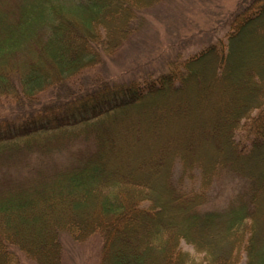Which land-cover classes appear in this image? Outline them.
<instances>
[{
  "label": "trees",
  "instance_id": "trees-1",
  "mask_svg": "<svg viewBox=\"0 0 264 264\" xmlns=\"http://www.w3.org/2000/svg\"><path fill=\"white\" fill-rule=\"evenodd\" d=\"M165 1L0 0V264H61L62 235H98L100 264H264V0H241L224 37L165 71L66 87ZM246 35L261 43L237 61ZM68 129L91 139L87 153L60 165L42 156L21 180L4 175L64 145L6 142ZM224 176L241 187L223 209L204 210Z\"/></svg>",
  "mask_w": 264,
  "mask_h": 264
},
{
  "label": "rangeland",
  "instance_id": "rangeland-1",
  "mask_svg": "<svg viewBox=\"0 0 264 264\" xmlns=\"http://www.w3.org/2000/svg\"><path fill=\"white\" fill-rule=\"evenodd\" d=\"M248 1L242 0L243 3ZM240 2L241 0H166L155 8L144 10L142 28L130 35L111 55L101 54L99 63L79 72L76 77L66 82V87L73 92H78V90L95 87L97 81L105 83L106 81L131 80L132 78L142 77L146 73L159 72L164 69L169 60L179 56V58H185L196 53L206 44L224 37L227 21L233 12L239 9ZM259 42L260 40L254 35L244 36L236 46L235 60L245 59L252 51V46ZM54 96V88H48L40 92L37 97L45 102L50 101ZM209 100L205 94L200 95L198 107L196 108L202 110ZM14 107L15 105L12 102L4 103L6 110H9V108L15 109ZM66 131L68 132L65 134H37L6 142L5 144L34 142L30 145L31 147L35 146V142L38 141L36 145L41 142L49 144L59 142L64 145L60 149L52 148V151L50 150L51 152L47 154H39V151L34 152L31 154L32 156H27L22 161L20 167L17 162L13 166H8L7 170L2 171L4 175L21 180L28 177L25 169L30 165H37L41 162L43 160L42 156L45 158L46 164L51 162L53 165H60L66 162L69 153H87V150L92 146L91 139L86 141L75 135L69 136L72 132L69 129ZM146 144L148 146V140H146ZM179 174L180 167L175 164L173 180L176 183ZM196 179H198L197 176ZM240 184L238 180L230 176L221 178L209 202L203 209H223L232 196V192ZM182 186L183 190L186 191L191 188L192 184L186 181ZM60 244L62 249L61 264H100L101 241L98 235H92L81 242L73 240L68 235H62L60 236ZM180 250L196 256L193 248L184 242H181ZM21 261L22 264H33L24 259ZM239 264H244L243 260Z\"/></svg>",
  "mask_w": 264,
  "mask_h": 264
}]
</instances>
